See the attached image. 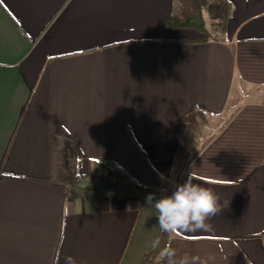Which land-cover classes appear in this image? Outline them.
<instances>
[{
  "label": "crops",
  "instance_id": "obj_1",
  "mask_svg": "<svg viewBox=\"0 0 264 264\" xmlns=\"http://www.w3.org/2000/svg\"><path fill=\"white\" fill-rule=\"evenodd\" d=\"M228 1L221 37L199 42L166 27L175 0H0V264H145L161 234L146 198L189 173L229 204L214 231L167 244L264 264V0ZM193 107V153L177 159ZM53 135L77 142L79 174L101 163L147 191L52 183Z\"/></svg>",
  "mask_w": 264,
  "mask_h": 264
},
{
  "label": "trees",
  "instance_id": "obj_2",
  "mask_svg": "<svg viewBox=\"0 0 264 264\" xmlns=\"http://www.w3.org/2000/svg\"><path fill=\"white\" fill-rule=\"evenodd\" d=\"M175 5V10L166 19V27L193 30L204 36L205 39H200L199 42L213 38L204 23L203 13L207 14L214 29L223 32L232 8L228 0H175ZM203 112L204 110L201 108L193 107L182 118L181 121L185 129L176 152L177 159L187 160L193 153L196 131ZM78 161L77 142L68 137L53 135L50 174L52 183L74 187L78 194L85 199L121 196V193H124L125 196H135L147 191L133 184L127 175L101 163L97 164L103 171L101 175L79 174ZM110 183L117 185V191L112 192L106 189ZM169 238L168 234L161 232L160 246L167 245ZM157 251L151 247L144 256V263H152Z\"/></svg>",
  "mask_w": 264,
  "mask_h": 264
},
{
  "label": "clouds",
  "instance_id": "obj_3",
  "mask_svg": "<svg viewBox=\"0 0 264 264\" xmlns=\"http://www.w3.org/2000/svg\"><path fill=\"white\" fill-rule=\"evenodd\" d=\"M166 192V190H162ZM157 219L161 232L169 236L214 231L210 222L227 208L229 201L212 187L193 182V174L174 187L170 194L156 199L155 194L146 198ZM153 250H158L155 264H214L215 256L202 257L189 251H181L171 244L160 246V239L152 241ZM70 264H75L69 258Z\"/></svg>",
  "mask_w": 264,
  "mask_h": 264
},
{
  "label": "rangeland",
  "instance_id": "obj_4",
  "mask_svg": "<svg viewBox=\"0 0 264 264\" xmlns=\"http://www.w3.org/2000/svg\"><path fill=\"white\" fill-rule=\"evenodd\" d=\"M207 1H213V0H207ZM203 20H204L206 27L208 28V30L210 32V35L213 38H220L221 37L220 32H218L216 29H214V27L211 24V21L209 20L207 14L205 12L203 13ZM197 35H198V33L193 31V33H191L189 36H197Z\"/></svg>",
  "mask_w": 264,
  "mask_h": 264
},
{
  "label": "water",
  "instance_id": "obj_5",
  "mask_svg": "<svg viewBox=\"0 0 264 264\" xmlns=\"http://www.w3.org/2000/svg\"><path fill=\"white\" fill-rule=\"evenodd\" d=\"M106 189L112 192L117 191V185L115 183H110L106 186Z\"/></svg>",
  "mask_w": 264,
  "mask_h": 264
},
{
  "label": "built area",
  "instance_id": "obj_6",
  "mask_svg": "<svg viewBox=\"0 0 264 264\" xmlns=\"http://www.w3.org/2000/svg\"><path fill=\"white\" fill-rule=\"evenodd\" d=\"M121 196H125V194L124 193H121ZM81 197H82V195H81Z\"/></svg>",
  "mask_w": 264,
  "mask_h": 264
}]
</instances>
